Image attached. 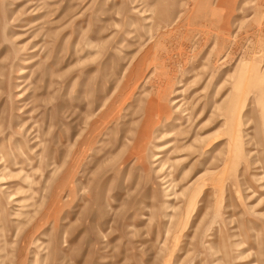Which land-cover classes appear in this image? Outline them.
Segmentation results:
<instances>
[{
  "label": "rangeland",
  "instance_id": "rangeland-1",
  "mask_svg": "<svg viewBox=\"0 0 264 264\" xmlns=\"http://www.w3.org/2000/svg\"><path fill=\"white\" fill-rule=\"evenodd\" d=\"M0 264H264V0H0Z\"/></svg>",
  "mask_w": 264,
  "mask_h": 264
},
{
  "label": "bare ground",
  "instance_id": "bare-ground-1",
  "mask_svg": "<svg viewBox=\"0 0 264 264\" xmlns=\"http://www.w3.org/2000/svg\"><path fill=\"white\" fill-rule=\"evenodd\" d=\"M142 157H143V156H142ZM142 157H141V155H140V156L138 157V159H137V160H138L137 162H138L139 164H140L141 161H143Z\"/></svg>",
  "mask_w": 264,
  "mask_h": 264
}]
</instances>
